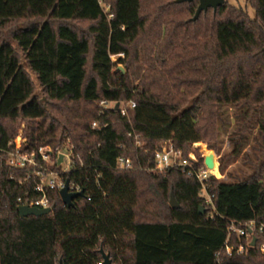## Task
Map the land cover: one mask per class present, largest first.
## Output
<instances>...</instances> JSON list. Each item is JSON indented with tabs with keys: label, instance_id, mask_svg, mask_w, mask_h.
Listing matches in <instances>:
<instances>
[{
	"label": "trees",
	"instance_id": "16d2710c",
	"mask_svg": "<svg viewBox=\"0 0 264 264\" xmlns=\"http://www.w3.org/2000/svg\"><path fill=\"white\" fill-rule=\"evenodd\" d=\"M246 1L254 19L226 2L194 21L197 0H0V147L22 131L25 150L70 151L64 176L84 192L73 208L50 192V214L21 218L33 170L0 156V264H103L101 250L112 264H264V0ZM224 136L245 168L208 177L212 204L188 167L154 172L165 143L198 169L191 145L219 151ZM250 221L254 246L229 231Z\"/></svg>",
	"mask_w": 264,
	"mask_h": 264
},
{
	"label": "built area",
	"instance_id": "2783aa9c",
	"mask_svg": "<svg viewBox=\"0 0 264 264\" xmlns=\"http://www.w3.org/2000/svg\"><path fill=\"white\" fill-rule=\"evenodd\" d=\"M105 12H108L110 5L104 4L103 0H98ZM112 18L113 15H108ZM117 104L119 105V111L123 116L127 114V107L134 108L135 103H117V102H100V106L108 109H115ZM116 110V109H115ZM96 127V123L93 124ZM27 144L26 138L22 136V131L19 132L18 136L11 140L7 147H0V156H3L5 165L11 170H27L32 169L33 173L28 175V179L32 176L35 178V185L33 186V192L37 193L38 197H28L27 199L18 198L17 202L19 207L27 206L29 208L48 209L52 208L51 200L49 197L50 192L56 191L60 196V191L66 185L65 174L70 171L72 160L71 153L68 150H53L50 146L40 147L34 150H25L24 147ZM63 156L60 162V157ZM181 154L175 151L172 144L165 143L161 150L155 154L156 168L154 172L161 173L168 167L175 165L182 166L183 172L186 168H189V175L195 176L202 185V196L205 198L208 204H212L213 196L207 193V187L205 185L206 180L209 176L214 175L211 169H208L204 163V167L194 169L193 164L187 161L179 160ZM192 161H196L194 156L190 157ZM117 167L120 169L131 168L132 163L130 159L118 158ZM215 176V175H214ZM216 177V176H215ZM11 180H14V175L10 176ZM70 192H79L80 188L69 184ZM61 198V197H60ZM76 203V201H75ZM64 205V204H63ZM65 206V205H64ZM256 227L255 221H250L245 224L244 227L236 229L234 225L229 228V231H236L239 235H243L247 240L253 239V232ZM264 230V226L261 225L260 231ZM253 242V240H252ZM251 242V246H252ZM238 252H243L244 248L240 246L237 249ZM261 251L264 252V245L261 246ZM227 254L233 252V248L226 246Z\"/></svg>",
	"mask_w": 264,
	"mask_h": 264
},
{
	"label": "rangeland",
	"instance_id": "374dc122",
	"mask_svg": "<svg viewBox=\"0 0 264 264\" xmlns=\"http://www.w3.org/2000/svg\"><path fill=\"white\" fill-rule=\"evenodd\" d=\"M226 2L231 6L241 8L249 15L250 18L252 19L255 18L256 16L255 9L250 4H248L246 0H226ZM146 8L149 11L148 1L147 3L145 2V6H144L145 11H146ZM24 24H26V22H24ZM19 26H23V23L11 24L6 30L5 34L6 35L9 34L11 31H13L15 28ZM164 33H165V30H164ZM113 59L116 60V57ZM119 68H121V70L124 69L122 65ZM37 93L42 95L40 88H37ZM188 153H189V157L194 156L196 159L202 158L203 160L208 154L212 153L214 156V161L216 165L214 169H212L211 171L217 178H220L221 180H224V181L230 180L229 172H233V173L239 172L241 169L245 168L241 163V158H235L231 155V148L225 136L222 137V143L220 145L219 151L210 148L207 142H199V143H195L191 145V147L188 149ZM221 158L225 161V171H221L219 169V166H220L219 161Z\"/></svg>",
	"mask_w": 264,
	"mask_h": 264
},
{
	"label": "water",
	"instance_id": "95a60500",
	"mask_svg": "<svg viewBox=\"0 0 264 264\" xmlns=\"http://www.w3.org/2000/svg\"><path fill=\"white\" fill-rule=\"evenodd\" d=\"M194 0H176V3H184V2H192ZM198 1V7L196 10V14L193 18V20L195 21L196 19H198V17L200 16V14L202 12H206L208 9L212 8L216 11V9L220 6L225 5L226 0H197ZM116 110L119 109V105L117 104ZM63 156L60 157V162L62 161ZM204 163L206 165V167L208 169H214L215 167V161H214V156L212 155H207L204 159ZM69 184L70 181L67 180L66 181V185L65 187L60 191V197L61 200L63 202V204L67 207V208H73L75 206V201L84 196V192L81 190L79 192H70L69 191ZM170 206L173 209H178L179 208V204L175 199V196L173 194H171L170 197ZM54 210V208H48V209H38V208H29L27 206H21L19 207V215L21 218L24 217H28V216H42V215H47L50 214L52 211ZM204 212L203 207H201V213ZM255 245V239H253L252 242V246ZM101 253L103 255V259L104 262L103 264H112V261L110 259V255L104 253L103 250H101Z\"/></svg>",
	"mask_w": 264,
	"mask_h": 264
},
{
	"label": "bare ground",
	"instance_id": "6f19581e",
	"mask_svg": "<svg viewBox=\"0 0 264 264\" xmlns=\"http://www.w3.org/2000/svg\"><path fill=\"white\" fill-rule=\"evenodd\" d=\"M208 155H212V153L208 154ZM216 165V164H215Z\"/></svg>",
	"mask_w": 264,
	"mask_h": 264
}]
</instances>
